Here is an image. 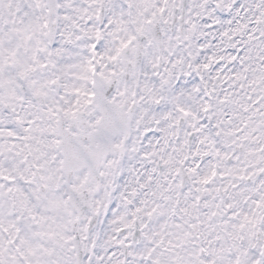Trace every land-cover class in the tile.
Listing matches in <instances>:
<instances>
[{
    "label": "snow or ice",
    "instance_id": "obj_1",
    "mask_svg": "<svg viewBox=\"0 0 264 264\" xmlns=\"http://www.w3.org/2000/svg\"><path fill=\"white\" fill-rule=\"evenodd\" d=\"M0 264H264V0H0Z\"/></svg>",
    "mask_w": 264,
    "mask_h": 264
}]
</instances>
